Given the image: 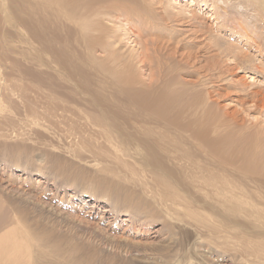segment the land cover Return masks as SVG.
<instances>
[{
	"label": "rangeland",
	"instance_id": "rangeland-1",
	"mask_svg": "<svg viewBox=\"0 0 264 264\" xmlns=\"http://www.w3.org/2000/svg\"><path fill=\"white\" fill-rule=\"evenodd\" d=\"M23 1L22 7L0 9L1 255L22 259L24 254L37 257L49 253L48 260L34 264H264V173L259 172L264 168V157L256 160L264 153V48L261 54L255 48L249 49L258 68L243 71L229 56L208 48L216 43H209L207 37L223 11L243 20L249 28L256 25L255 31L251 29L254 36L255 32L264 31V21L256 20L248 10L245 17L238 16L230 6L229 10L225 8L221 0H215L217 5L212 0H149L155 13L153 24L158 30L153 36V41L158 42L156 61L158 64L166 61L162 76L167 74V82L179 80L180 86L173 90H181L179 102L184 100L183 105L197 94L209 107L207 113L199 111L194 117L190 110L172 112L170 118L178 125L175 132L174 125L168 129L164 128L167 124L152 125L157 122L152 116H128L127 122L112 118L115 111L109 110V106L114 109L117 106L124 114L138 113L128 106L122 90H114L106 83L103 88L95 87L98 100L91 105L90 96L80 93L85 77L79 73L72 81L66 71L48 69L45 65H53L48 60L56 59L55 49L61 52V47L66 51L63 49L59 57L72 58L74 64L78 41L71 39L67 26H61L62 19L47 17L44 26H49V30L42 31L45 42L43 46L38 44L39 35L33 33L41 31L37 23L41 9ZM241 8L244 10V5ZM191 11L197 13L196 21H189ZM166 14L172 22L163 24L160 19L169 16ZM246 17L249 18L245 20ZM160 25L167 31L161 30ZM50 30L55 31L59 40L52 39ZM169 34L173 40H183L182 47H162ZM228 34L225 30L217 36L221 50L225 47L223 42L230 39ZM130 37L129 42L134 38ZM125 43L123 39L120 44L123 52L133 46ZM235 45L245 46L240 41ZM187 55L195 57L193 66L190 63L194 73L190 75L184 65ZM92 57L101 55L92 53ZM74 67L81 69V65ZM142 71L139 78L144 80L148 71ZM199 79L204 84H199ZM87 83L98 85L97 81ZM155 83L153 80L152 85ZM51 101L69 108V113L64 114L67 119L54 117L33 123L27 116L26 104L33 102L41 107L51 105ZM87 111L106 124L119 126L120 132L110 128L112 142L118 148H123L121 142H125L128 151L104 154L80 149L78 139L66 133L62 123L80 133L86 130L85 133L93 134L94 129L87 125L86 119L91 118L85 116ZM211 119L219 121L215 129H205L214 148L204 146L206 152L201 155L193 147L189 128L193 121L206 127ZM145 128L158 134L170 133L182 145L176 152L177 162H165L167 167L174 168L171 171L175 174L172 189L177 194L175 198L161 199L156 191L153 176L159 173V168L149 164L152 155L141 150L139 143L143 141L137 138L142 135L143 139L155 138L143 133ZM132 135L136 138L132 139ZM93 138L89 141L95 142ZM101 141L105 143L104 139ZM187 157L231 180L235 195L229 202L218 205L208 195L188 188V167L184 169ZM204 208L206 216L197 214ZM0 264L13 263L2 262L0 257Z\"/></svg>",
	"mask_w": 264,
	"mask_h": 264
},
{
	"label": "bare ground",
	"instance_id": "bare-ground-1",
	"mask_svg": "<svg viewBox=\"0 0 264 264\" xmlns=\"http://www.w3.org/2000/svg\"><path fill=\"white\" fill-rule=\"evenodd\" d=\"M25 1L28 2V5L31 4L32 7H37V9H41L39 16H37V23L40 26L41 31H37L33 33L34 35H39V39L37 40L38 44L43 46V42H45L43 41L45 36L42 35V31L44 29L49 30V26H44L47 24L46 21L47 17H53L54 19L57 20L62 19L61 26H67L68 30L71 33V39L78 41L77 42L78 49L76 50L77 60L74 62L75 65L71 61L72 58L70 60L69 59L64 60V58L61 59L59 57V55L60 56L62 55L61 52L64 49L63 47H61L62 49L61 52L55 49V51L58 52L57 58L51 61L48 60L49 64L51 62L53 65L52 66H48V64L45 65L48 67V69L57 70V72L58 70L66 71L65 72L66 76H68L72 81L74 80V77L79 73L80 75L85 77L86 80L84 84H81L82 88L80 89V93L83 94L84 96H90L89 102L91 105H94L98 100L96 98L97 91L95 90V87L100 86L101 88H103L105 86H102V84L106 83L111 85L114 90L116 89L118 91L122 90V93L125 96L124 99L126 100V103H128V106L133 107L138 111L137 114H131V115L130 113L124 114L121 111H119L117 106L115 107V109L109 106L108 108L109 110L115 111L111 113L112 118L115 119L120 118L124 122H127L128 116L131 117L133 116L135 117L137 115H142L143 117L152 116L154 117V120L157 121L152 123V125L158 123V124H162V126L164 127L167 124L168 126L164 127L167 129L169 126L174 125L175 128L173 127L172 130L175 131L176 126L178 125L176 124V122H173V120L170 118L171 113L174 112L175 110L179 109L178 112L180 110L181 112L183 110L184 111L190 110L191 114L193 112L192 117H194L193 115H195L199 111L204 113L208 112L209 107H207L203 98L200 99L201 97L200 95L196 94L194 98L192 97L193 100L191 102L189 101L184 105H183L184 100L182 102H179L180 97H182L180 93L181 90L179 92H175L173 90V88L176 85L180 86L179 80L177 81V83L175 82L172 83L169 81L167 82V79H165V76L167 77V74L165 76H162V74L165 72L163 69H165L164 63L166 61L159 64L156 61L158 60V53L156 52L155 44L158 42L153 41V36L157 35L158 30L156 29L157 25L153 24V20L155 19V17L152 14L155 13H153V9L151 7V1L149 0H25ZM212 1H213V3L211 2L212 4L217 5V2L215 0ZM221 1L225 4V8L229 10V6H230V10H235L236 15L238 16L245 17L246 16L245 11L248 10L249 12L254 14L253 17H255L256 20L264 21V0H221ZM230 1H233L234 4H230ZM23 3H24L23 0H16V2H14V0H10V1L0 0V9L6 10L8 9L7 7H11V6L16 8L20 6L22 7ZM241 5H244V10L241 8ZM196 15H197L196 12L191 11L187 17H190L189 21L193 22L196 21L198 17ZM179 16H182V14L180 13ZM248 18L249 17H246L245 20ZM160 20L163 22V24L165 22H172L170 15ZM216 20L218 21V24L212 27V32L211 30L207 32L209 34L207 36L209 43L215 42L216 44L213 46H208V48L213 47V50L217 51L220 55H224L225 57L229 56L228 58H230L233 61H236L243 71L246 69L251 70L253 66L258 68V65L254 64L252 57L249 55V49L255 48L254 50L258 54H261L263 52L264 39L262 38L264 37V31L262 33L255 32V36H254V32H252L251 29H254L255 31L256 25H253L251 28H249L247 24H244L243 20L236 19V17L232 14L227 15L225 11H223L221 15L218 14V18ZM108 22H116L119 25L109 26ZM121 23H124V25ZM160 29L166 30L163 26ZM225 30H228L229 32L228 35L230 39L223 42L225 47L224 50H221L220 47L217 45L218 43L217 36H219L220 33ZM49 32L52 35L53 40L54 39L59 40L58 35L54 33L55 31L50 30ZM130 35H132L134 38L132 39V41L129 42L131 38ZM169 37L170 38L166 40L167 42H165L164 45L161 43V46L164 47L165 49H167V47L169 46H174V45H178L179 47H182V45L184 44L183 40L180 39L173 40V36L171 37L170 34ZM123 39H125L126 42L125 44H129V45L133 44V46L130 47V49L124 52L121 50L120 47V44ZM232 40L235 42L240 41L245 46L239 47L238 45H235V42H233ZM252 45L254 47H252ZM45 46H46V50H48L47 45ZM136 46H138V49L136 48ZM92 53H98L99 55H101V57L95 59L93 57L91 58ZM30 56L31 55H28L29 59H31ZM36 57L39 58V61L41 60L39 55H37ZM184 57L186 61L184 65L187 66L186 71L187 74L190 75L194 73V69H192L194 63L191 62L195 60L194 59L195 57L189 55ZM42 61L43 62L41 66H44V64L46 63L44 62V60ZM36 62H38V60ZM190 63L192 64V66L190 65ZM76 65L79 66L81 65L80 71L79 69L74 67ZM82 65H84V67L87 68H84ZM166 66H168V64ZM91 67H93L94 69H92ZM142 69L148 71V75L146 79L143 78L144 80H141L139 78V75H142L140 74L139 71L140 70L142 71ZM202 79H199V84H204ZM153 80L156 82L154 85H152ZM44 81L46 82V80ZM87 81H92V82L97 81L98 85L92 86L90 83H87ZM48 84L49 83H47L46 86L44 84L43 85L46 88ZM38 88L42 90L41 87H37V89ZM196 101L198 102L196 103ZM51 103H52L51 105L46 106L42 102L40 106L42 104L44 105L41 107H37L38 104L34 106L35 103L33 102H30V104L24 103L28 105L26 107L27 116L30 119H32L33 123L35 124L40 120L47 122V120L54 119V117L57 118L59 117L63 120L67 119L66 115L64 114L69 113V108L66 107L65 105L56 104L53 101H51ZM124 109L126 111V108ZM75 111L76 110H74V112ZM85 116L91 117V118H87L86 121H87V125H89L90 128L94 129L93 134L91 132L85 133L87 132L86 130L84 133H80V130H77L72 126L69 125L67 126L66 124L62 123V125L64 126L63 127L64 131H66V133L75 136L78 139V143H77L78 145L77 144L76 145L80 149H87L93 152L95 151V153L96 152L106 153V151H111V152L128 151V146L125 142L123 141L121 142L123 148H118L112 142L110 132L112 131L120 132L121 128L119 126L106 124L105 120L98 118L96 115H91L88 113V115ZM218 122H219L218 119L215 122L211 119L206 127L200 125V123L196 124L195 121H193L194 125H190L191 128L189 129H191L190 131L193 139L191 141L193 142V147L196 151L200 152L201 155L202 153L205 154L206 147L214 148L213 143L208 140V137L206 138L207 132H205V129L206 130L215 129L218 125ZM110 128H112V131H110ZM181 128L184 129L183 127ZM185 130H183V133ZM144 132L146 134L155 136V138L152 140L144 138L145 139L144 140L142 137L143 136L142 134ZM156 132L157 131L152 128H145V131H143V133L141 134L142 136L140 137L137 136V138L138 141H143L139 143L140 147L142 148L141 150H146L148 154L152 155L151 157L152 163L149 162V164L150 165L152 164L151 166H154L155 168L156 167L159 168V173H156L153 176V182H154V186L156 187L157 193L161 196V199L167 200L170 197L172 198L177 197V194L175 192H172V189L174 187L173 178H175L174 177L175 174H173L171 170H174V168L167 167L166 166L167 164H165V162L173 163L174 161H176L175 156L178 157V155H176V152L178 151V149L182 147V145H180L179 142L176 140L177 138L174 140L173 137L170 136V133L168 135L167 133L164 132H161L160 134ZM93 136H96V138H93ZM126 136L128 135H124L122 137L124 139H128L126 138ZM91 138L95 139V142L89 141L91 140ZM135 138L136 137H133L132 135V139ZM100 139H104L105 143L103 141L99 142ZM204 146L205 148H203ZM135 147L138 148L139 146H135ZM160 152L162 153L161 155L164 158L159 155ZM252 155H254V153ZM259 156H257L258 158L256 160L262 159L264 157V153H260ZM162 160H165L164 163ZM194 161H195L194 159L187 157L186 164L184 165V169L188 167V169L186 168L187 170L185 169L186 172L188 171L189 180L186 182L188 188L195 189L199 194L204 193L205 195H208L210 199L214 200L218 205H224L227 202H229L232 196L235 195L234 194L235 186L233 185L231 180H229L224 174H220L218 171H214L211 168L203 167L199 164H196ZM181 167L183 166L181 165ZM161 170H163V172H161ZM259 172L264 173V168H262ZM169 179L172 181H170ZM239 200L240 199L236 200V202ZM189 211L193 213V210L190 209V206H189ZM197 214H202L206 216L207 211L204 208L202 211L197 212ZM2 243L3 242H0V245ZM19 251L21 253L20 247H19ZM0 257H2V262H7L10 260L11 263L13 264H34L36 261L39 260H48L49 253H41L37 257H32L27 254H24L22 258L23 260L13 259L12 257L10 258L8 255H1V253H0ZM57 260L58 258L56 259V261Z\"/></svg>",
	"mask_w": 264,
	"mask_h": 264
}]
</instances>
